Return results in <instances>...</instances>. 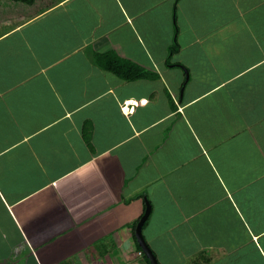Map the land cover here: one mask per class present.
Wrapping results in <instances>:
<instances>
[{
	"label": "crops",
	"instance_id": "crops-1",
	"mask_svg": "<svg viewBox=\"0 0 264 264\" xmlns=\"http://www.w3.org/2000/svg\"><path fill=\"white\" fill-rule=\"evenodd\" d=\"M8 6L0 264H264V0Z\"/></svg>",
	"mask_w": 264,
	"mask_h": 264
},
{
	"label": "water",
	"instance_id": "water-1",
	"mask_svg": "<svg viewBox=\"0 0 264 264\" xmlns=\"http://www.w3.org/2000/svg\"><path fill=\"white\" fill-rule=\"evenodd\" d=\"M186 71H187V69L185 68V72ZM186 74H187V78H189V75L187 72H186ZM150 214H151V205L149 204V202H147L146 211H145L144 215L141 217V219L137 225L135 234H136L137 241H138L144 255L149 259L150 263L151 264H160L157 256L154 254L153 250L148 245V243H147V241L143 235V227H144L145 223L148 221Z\"/></svg>",
	"mask_w": 264,
	"mask_h": 264
},
{
	"label": "rangeland",
	"instance_id": "rangeland-1",
	"mask_svg": "<svg viewBox=\"0 0 264 264\" xmlns=\"http://www.w3.org/2000/svg\"><path fill=\"white\" fill-rule=\"evenodd\" d=\"M1 1V0H0ZM7 1H9V0H2V2L0 3V18H2V13H4L5 12V10L6 9H10L11 7H9L8 5H7V3L8 4H10V2H7ZM208 33V32H207ZM157 244H154V246H155V248H156V250H157V252H158V254H159V257H160V259L162 260V262H163V264H165V260H164V258L160 255V253H159V250H158V247L156 246Z\"/></svg>",
	"mask_w": 264,
	"mask_h": 264
},
{
	"label": "trees",
	"instance_id": "trees-1",
	"mask_svg": "<svg viewBox=\"0 0 264 264\" xmlns=\"http://www.w3.org/2000/svg\"><path fill=\"white\" fill-rule=\"evenodd\" d=\"M2 2V0L0 1V3ZM7 2H12V3H16V4H20V3H22V4H29V5H31V4H33V3H35L36 2V0H9V1H7ZM7 5H8V3H7ZM1 6V5H0ZM176 49V48H175ZM174 50V49H173ZM147 223H148V221L145 223V225H144V227L147 225ZM143 227V228H144ZM140 251H141V249H140ZM142 252V251H141ZM145 257V256H144ZM145 259H146V261H147V263H149L150 264V261H149V259L148 258H146L145 257Z\"/></svg>",
	"mask_w": 264,
	"mask_h": 264
}]
</instances>
